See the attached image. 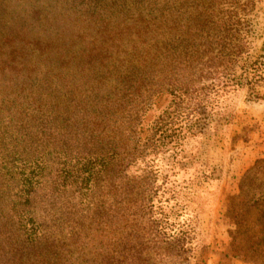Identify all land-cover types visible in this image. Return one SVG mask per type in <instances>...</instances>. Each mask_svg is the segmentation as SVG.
Here are the masks:
<instances>
[{"label":"trees","instance_id":"1","mask_svg":"<svg viewBox=\"0 0 264 264\" xmlns=\"http://www.w3.org/2000/svg\"><path fill=\"white\" fill-rule=\"evenodd\" d=\"M16 2L27 4L34 24L58 42L70 43L63 41L67 29L95 33L77 35L82 47L75 48L74 39L61 54L49 43L37 48L40 41L26 42L27 53L16 52L30 82L38 79L30 63L40 61L58 80L46 86L54 96L30 89L29 96L20 93L5 105L0 101V264H161V248L145 217L151 190L123 174L139 156L142 133L134 125V109L148 105L155 81H175L177 59L183 54L185 61L184 51L195 47L185 43L179 29L190 25L194 41L213 38L221 11L215 7L231 0H0V9L6 14ZM192 14L197 20H183ZM19 36L17 31L15 40ZM127 46L131 49L121 52ZM9 63L14 68L13 59ZM8 66L1 64L0 75ZM76 77L94 83L78 93L72 85ZM96 85L109 86L106 100H121V112L110 108L101 115L99 110L91 120L95 113L89 111L105 106ZM169 87L167 92H177ZM91 97L95 102H84ZM93 125L102 126L98 136ZM117 132L124 137L120 143L113 139ZM102 171L105 220L93 229L94 237L77 216L82 193L98 187ZM39 193L42 201L36 204Z\"/></svg>","mask_w":264,"mask_h":264},{"label":"rangeland","instance_id":"2","mask_svg":"<svg viewBox=\"0 0 264 264\" xmlns=\"http://www.w3.org/2000/svg\"><path fill=\"white\" fill-rule=\"evenodd\" d=\"M215 8L221 10L214 18L216 35L194 41L190 25L180 28L185 43L195 47H182L188 55L185 61L183 54L177 59L175 81H155L148 105L134 109V125L139 124L142 133L136 146L139 156L123 174L151 190L145 217L161 248V264H264V0H231ZM197 16L184 15L183 20L192 22ZM35 18L27 4L13 3L6 14L0 9V67L11 59L15 65L0 75L3 105L20 93L29 96L30 89L56 95L46 86L58 78L50 76L45 62L30 63L38 76L35 82L25 78L24 59L16 52L27 53L31 48L26 42L40 41L37 48L49 43L61 54L74 39L75 48L82 47L78 36L95 33L84 27L67 29L63 41L70 43L64 44L36 26ZM96 39L102 40L98 35ZM76 78L72 85L78 93L94 83ZM170 85L177 92H167ZM96 86L105 106L90 110L95 113L91 120L99 110L101 115L110 108L121 112V100H106L109 86ZM88 100L95 102L93 97L84 102ZM93 127V136H98L102 126ZM113 134L114 141L124 139L119 132ZM126 146L131 148L130 142ZM98 179L95 190L82 193L77 216L92 230L105 220L104 171ZM42 196L39 193L34 202Z\"/></svg>","mask_w":264,"mask_h":264}]
</instances>
